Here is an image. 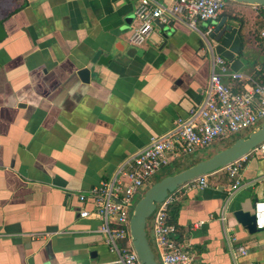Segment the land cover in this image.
Instances as JSON below:
<instances>
[{
    "label": "crops",
    "instance_id": "0c3cea01",
    "mask_svg": "<svg viewBox=\"0 0 264 264\" xmlns=\"http://www.w3.org/2000/svg\"><path fill=\"white\" fill-rule=\"evenodd\" d=\"M139 1L0 0V264H122L79 196L205 101L214 56L232 71L262 68L260 15L235 2L212 23L232 25L220 41L209 24L170 18L128 60ZM233 182L219 169L206 188L176 191L170 218L193 264H264V229L250 234L233 216L264 200V160L249 155Z\"/></svg>",
    "mask_w": 264,
    "mask_h": 264
},
{
    "label": "built area",
    "instance_id": "2783aa9c",
    "mask_svg": "<svg viewBox=\"0 0 264 264\" xmlns=\"http://www.w3.org/2000/svg\"><path fill=\"white\" fill-rule=\"evenodd\" d=\"M226 6L225 0H140L135 9L138 24L131 31L128 42L132 47H143L155 28L169 23L170 18L186 19L195 30L199 23L209 24L207 34H210L214 30L212 23ZM254 7L262 26L251 34V39L264 43V7ZM257 72L260 74L232 71L226 59L214 56L205 101L192 108L187 117L178 118L169 132L152 138L146 147L127 159L111 181L102 182L88 194L79 196L83 204L92 205V209L85 207L80 211V216L101 221L100 231L105 236V243L119 255L120 263L142 264L132 245L130 219L136 197L143 193L152 178L176 162L232 136L251 133L264 123V71L260 68ZM225 78L231 84H226ZM252 154L264 160V143L249 155ZM249 155L222 168L234 180L232 189L241 185L242 163ZM209 176L201 175L181 187L204 189L208 186ZM176 191L157 204L148 223L159 264L194 263L193 256L175 238L177 227L170 222ZM253 215L256 227L264 229V200L256 203ZM239 252L248 254L245 247H240Z\"/></svg>",
    "mask_w": 264,
    "mask_h": 264
},
{
    "label": "water",
    "instance_id": "95a60500",
    "mask_svg": "<svg viewBox=\"0 0 264 264\" xmlns=\"http://www.w3.org/2000/svg\"><path fill=\"white\" fill-rule=\"evenodd\" d=\"M225 1L264 7V0ZM227 21V17H222L219 22L215 23L214 30L209 34L210 39L220 41L226 32L232 30V25L228 24ZM6 38L7 31L0 18V42ZM135 55H142V51L134 47L127 51L128 60ZM117 61H121L120 55H118ZM79 75L85 82H88L90 79V70L88 68L82 69ZM262 143H264V123L258 129L252 131L245 137L237 139L233 144L220 150L213 156L203 159L178 173L166 176L147 189L143 197L136 203L130 219L132 245L142 264H159L148 234V223L156 210L157 204L163 202L169 194L175 192L190 180L201 175L212 174L234 163L249 155L252 150ZM257 202L258 200H255L250 209L241 207L233 211V216L237 223L250 234H256L262 231V229L256 227L255 216L253 215V209Z\"/></svg>",
    "mask_w": 264,
    "mask_h": 264
},
{
    "label": "rangeland",
    "instance_id": "374dc122",
    "mask_svg": "<svg viewBox=\"0 0 264 264\" xmlns=\"http://www.w3.org/2000/svg\"><path fill=\"white\" fill-rule=\"evenodd\" d=\"M227 3H228V1H227ZM229 5L230 4H228L226 11L230 12L231 14H234L235 13L234 10ZM260 24H261L260 19H254L253 31H257V27H259ZM253 41L255 42V44H257L260 47H262V49L264 48V43L263 42L258 41V40H256V41L253 40ZM247 135L248 134L242 135V136L245 137ZM238 136L239 135L232 136V137L226 139L225 141L218 142V143H216V144H214V145H212V146H210V147H208V148H206V149H204L202 151H199L198 153H196V154L192 155L191 157H189L188 159H186L185 162L177 164L176 167H174V169L168 168L167 170L159 172L154 178L151 179L148 187H146L142 192L145 194V192L147 191V189L149 187H151L157 181L162 179V177H164L165 175L178 173L179 171H181L180 169L186 168L192 162H197V161H200V160H203V159H206V158H209V157L213 156L215 153L219 152L220 150L230 146L232 142L234 143V141L237 139ZM143 193L136 197V199H135L136 203L143 197V195H144Z\"/></svg>",
    "mask_w": 264,
    "mask_h": 264
},
{
    "label": "trees",
    "instance_id": "16d2710c",
    "mask_svg": "<svg viewBox=\"0 0 264 264\" xmlns=\"http://www.w3.org/2000/svg\"><path fill=\"white\" fill-rule=\"evenodd\" d=\"M260 22H261V24H260V26L259 27H261L262 26V20H261V17H260ZM263 54H264V49H263ZM262 71H264V62H263V64H262ZM257 74H260L259 72H257ZM247 134H249V133H247ZM246 135V134H245ZM243 136L242 135H239L238 137H237V139H239V138H242ZM236 139V140H237ZM235 140V141H236ZM234 141V142H235ZM231 144H233V142L231 143ZM192 156V155H191ZM191 156H189V157H191ZM189 157H187V158H185V159H183V160H181V161H179V162H176V163H174L171 167H169L170 169H174V167H176V165L177 164H179V163H183V162H185L186 161V159H188ZM201 161V160H200ZM197 162H199V161H197ZM197 162H192L189 166H187L186 168H188V167H190V166H192L193 164H195V163H197ZM185 169V168H184ZM180 170H183V169H180ZM169 175H172V174H169ZM169 175H166V176H169ZM165 176V177H166ZM172 219V220H171ZM173 219L175 220V212H174V214L172 213V215H171V218H170V222L171 223H173L174 224V222H173ZM149 234V233H148Z\"/></svg>",
    "mask_w": 264,
    "mask_h": 264
}]
</instances>
